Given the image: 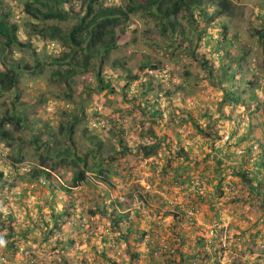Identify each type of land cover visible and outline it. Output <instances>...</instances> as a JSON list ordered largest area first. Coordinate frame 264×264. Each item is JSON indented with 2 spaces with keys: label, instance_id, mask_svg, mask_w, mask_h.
Masks as SVG:
<instances>
[{
  "label": "rangeland",
  "instance_id": "rangeland-1",
  "mask_svg": "<svg viewBox=\"0 0 264 264\" xmlns=\"http://www.w3.org/2000/svg\"><path fill=\"white\" fill-rule=\"evenodd\" d=\"M0 1L3 11H13L10 18L18 26V40L32 46L28 49L14 44L4 53L7 62L14 65L18 82L17 91L0 93V116L24 113L21 117L25 116L26 123L19 134L27 143L0 140V237L12 223L17 247L11 256L0 239V264H129L128 246L139 254L133 264H264V206L255 191L256 187L262 191L264 184L254 186L256 180L251 179L249 185L237 172L257 178V172H263L258 154L260 146L264 147V51L256 29L264 22V0H229L232 15L221 16L217 22L222 20L228 28L227 37L235 45L232 54H237L233 51L237 46L247 51L243 65L248 69L243 78H254L259 86L246 89L245 102L235 108L225 106L224 114L230 117L216 119L215 112L213 126L206 127L209 136L196 133L182 109L207 126L199 111L212 110L221 91L197 62L185 53H171L165 48L166 37L153 17L140 11L130 15L118 46L109 52L101 69V77L115 91L106 93L108 89H97L94 70L77 71L67 77V64L49 62L69 47L60 40L39 39L36 34V29L48 24H57L66 32L76 18L39 23L32 20L36 27L30 28V22L20 19L25 15L26 0ZM71 1L63 3L62 8L72 5L75 12L82 13L81 0ZM113 3L125 6L124 0ZM212 26L206 30L217 40L219 30ZM3 40L0 37V45ZM205 44L201 40L196 51ZM214 51H210L209 59L218 64ZM78 58L81 60L80 54ZM91 60L95 67L99 65L97 58ZM146 61L158 62L159 68H138ZM113 62L117 65L112 66ZM128 74L137 78L130 82L126 94L122 86ZM147 80L151 82V100L157 102L155 106L161 112L160 124L172 123L185 144L188 158L180 159L179 171L187 162L190 166L198 164L188 170V185L172 182L173 169L162 171L168 149L172 151L171 142L176 139L169 130L170 143L164 140L149 155L139 149V145L153 142L147 133L148 112L139 87ZM177 86L181 90L174 91ZM74 115L79 121L68 141L67 130L59 131V125ZM236 124L238 131L232 133ZM12 127L4 125L8 130ZM118 128L124 130L127 149L118 145ZM34 134H55L57 148L49 147L52 142L47 141L28 143ZM95 143L97 147L92 148ZM43 150L46 154L41 160L39 153ZM62 150L68 152L65 161L59 154ZM92 150L104 158V175L94 166ZM76 155H86L90 171L86 172L87 183L72 188L70 179L83 166ZM41 168L49 172V177L41 174L33 178L32 172ZM139 187L147 191L141 192L143 203L137 199ZM191 206L196 212L189 218L187 209ZM8 213L13 216L10 223ZM116 213L125 214L123 231L111 225ZM128 229L145 234L141 237V232H131L124 239Z\"/></svg>",
  "mask_w": 264,
  "mask_h": 264
},
{
  "label": "trees",
  "instance_id": "trees-1",
  "mask_svg": "<svg viewBox=\"0 0 264 264\" xmlns=\"http://www.w3.org/2000/svg\"><path fill=\"white\" fill-rule=\"evenodd\" d=\"M70 1L71 0H26L24 4L25 15L20 17L21 20L30 22V28L36 27L34 26L36 24L33 25L31 23L32 20V22L39 23L47 20H55L57 22L64 21L69 17L76 18L75 22L66 32H62L57 24H48L40 29H36V34L39 39L44 38L50 41L60 40L63 44L69 47L67 51H62L61 55L51 58L49 61L57 65L67 64L70 67L65 74L67 77L77 71H89L92 69L95 71L97 77V89H108L106 93H114L115 91L111 84L105 82L101 77V69L108 61L109 52L118 46L119 35L125 31L127 27L125 24L130 18V15L140 11L153 17L157 23L160 24V33L166 37L167 41L165 48L167 47L171 53L176 51L185 53L186 57L193 62H197V64L203 68L204 72L211 77L212 83L221 91V96L213 104L212 110H207L205 107L204 111H207L202 112L201 109L199 111V115H201L206 121L205 124L207 126H203L197 116L195 118V116L190 115L189 112H187L188 110L182 109L192 122V127L196 133L209 136L210 133L206 132V127L211 128V126H213L212 122L215 121L213 117L214 113H218L216 119H219L221 116L227 118L230 117L229 115L224 114L225 106L235 108L238 103L245 102L243 94L246 93V89L259 86L254 78H243L244 71L248 69L243 65L246 62L245 55L247 54V51H242V47L237 46V49L233 50L237 54H232L230 51L235 45L233 40L227 37L228 28L222 20L220 21L222 23H217L221 16L232 15L233 6L229 0H124V7L114 4L113 0H81L79 10L82 13L80 14L74 11V6L72 5H69L65 9L62 8L64 4ZM70 3H72V1ZM208 9H210L211 12H209ZM11 16H13V11H3L0 1V37L4 38L1 42L2 45H0V67L1 65L3 66V69L0 70V93L17 91V74L14 65L7 62L6 56L4 55L5 51L11 50V47L14 44L23 48H32L30 43L25 44L18 40V26L11 20ZM259 17L260 16L258 15L257 18ZM210 25H213L212 27H217L219 30L217 40H215V35L208 33L206 30ZM258 26L259 29H256V31L264 51V22L260 23ZM201 40H204L206 44L203 45L204 47L202 49L196 51L200 46ZM214 42L216 43L215 46ZM213 49L215 50L214 52L217 53L218 64H215L216 62L209 59V53ZM79 54L81 55V60L78 58ZM92 58H97L96 61H99L97 67L93 65ZM261 63L262 68L264 69V58ZM116 65V62H113L112 66ZM147 65L151 68L150 70L154 71L159 68L160 64L158 62L146 61L144 64H138V68L142 69ZM16 67H18V65H16ZM60 77H63V74H61ZM117 77L122 78L121 75H118ZM136 78V74H128L125 77L126 80L124 81L122 88L125 89L126 94L131 87L130 82ZM139 87L143 102L146 105L145 109L148 112L146 117L149 125L147 133L150 138H153L151 144H141L139 145V149L145 155H149L159 147L161 142H165L164 140L168 139L169 141L166 143H170L171 137L168 134H174L176 139L174 142H171L172 151L171 149H168L169 151L166 155L168 158L167 165L162 168V171L165 172L167 169H173V175L171 177L172 182L175 181L180 184L188 185L187 182L191 179L188 170H193L195 167L197 168L198 164L194 162L190 166L187 162L183 169L179 171L178 163L180 162V159L182 158L183 160H186L188 158V153L185 151L184 147L185 144L181 143V139L175 132L172 123L167 121L162 125L160 124V119H162L161 112L158 110L157 106H155L157 105V102L151 100V95L153 94L151 82L149 80L142 81L139 84ZM178 90H181L180 86L174 88V91ZM166 94L168 95L170 92L167 91ZM249 96L252 97L253 94H249ZM136 105L138 106L139 103ZM258 109L259 104L255 107V110L258 111ZM22 115L25 114L23 113ZM22 115L15 117L13 114L6 113V115L0 116V140L8 144L17 143L19 145H25L27 143V141L19 134V131L24 128L26 123V120H24L25 116L21 117ZM181 120L185 121L183 118H181ZM78 121V117L74 115L73 117H68L65 124L60 123L59 131H62V129L67 130L66 138L68 141L72 140L73 127ZM6 123L13 125V130L4 128ZM235 123H237V121ZM238 127V124H236V126L234 125L232 133H236ZM168 130L169 133L167 134L166 132ZM117 131L119 132L117 134L119 147L127 149L123 144L124 130L118 128ZM249 131H252V129ZM41 137L42 136L34 134L29 139L28 143L37 144L38 141H47V143L52 142L48 145L49 147L57 148L55 146L58 145L59 140L56 139L55 134H47L43 135L42 138ZM36 147L39 146L37 145ZM93 147H97V144H92V148ZM250 148H247L248 153L250 152ZM44 154H46V150L39 153L41 160L44 159ZM59 154L64 155L63 161L68 157L67 150H62ZM91 154L92 157H94V166L98 170V173L104 175V171L101 169V163L104 158L97 153L95 154L93 150L91 151ZM258 155L261 156L260 164L263 168L262 174L261 172H257V174L260 175V178H257L255 175L249 176L246 173L237 170L242 178L249 182V185H252L250 183L251 179L256 180L254 186L264 184V147L260 146ZM76 159L82 162L83 166L81 169H78L73 173L69 182L70 187L72 188L87 183L88 176L86 172L90 171V168L86 165V155L82 158L76 155ZM58 162H60V160ZM41 174H45L46 178L49 177V172L42 168L35 169L31 176L37 179ZM2 177L3 173L0 171V180ZM105 177L102 176L103 181H106ZM196 184L199 186L201 183L198 181ZM139 188L140 190H137V199L143 203L144 198L141 192L147 191L142 187ZM256 188V194L261 197L262 205L264 206V189L259 191V189L256 190ZM145 194L148 198L150 197L149 194ZM194 194L197 195V192L195 191ZM173 215L177 216L176 213ZM124 216L125 214L123 213L113 214L111 217V225L114 228L123 231L121 221ZM6 217L8 218L9 223L13 219V216L9 213ZM55 226H57V224H55ZM131 232L138 234L141 231L138 229H128L123 233L124 239H127ZM144 234V231H142L140 234L141 237ZM0 239L1 242L4 241V249L12 256L14 250L17 248L15 244L16 240L13 238L12 223L8 224L4 229V233ZM128 248L131 261L129 264H133L134 261L136 262L139 260V254L134 252L129 246ZM2 254L6 253L2 252ZM167 259L169 260L170 258ZM219 259H221V256ZM176 264H180V262H177ZM232 264L238 263L233 262Z\"/></svg>",
  "mask_w": 264,
  "mask_h": 264
},
{
  "label": "built area",
  "instance_id": "built-area-1",
  "mask_svg": "<svg viewBox=\"0 0 264 264\" xmlns=\"http://www.w3.org/2000/svg\"><path fill=\"white\" fill-rule=\"evenodd\" d=\"M187 210H188V215H190L189 218H191L192 216L195 215L196 210H195V208H194L193 206H191V207L188 208ZM194 264H195V263H194Z\"/></svg>",
  "mask_w": 264,
  "mask_h": 264
}]
</instances>
